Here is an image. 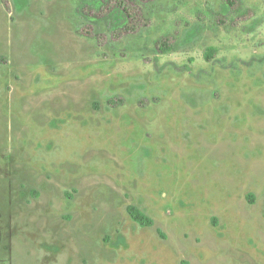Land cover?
Wrapping results in <instances>:
<instances>
[{
	"label": "rangeland",
	"instance_id": "obj_1",
	"mask_svg": "<svg viewBox=\"0 0 264 264\" xmlns=\"http://www.w3.org/2000/svg\"><path fill=\"white\" fill-rule=\"evenodd\" d=\"M81 1L0 0V264H264V0Z\"/></svg>",
	"mask_w": 264,
	"mask_h": 264
},
{
	"label": "trees",
	"instance_id": "obj_2",
	"mask_svg": "<svg viewBox=\"0 0 264 264\" xmlns=\"http://www.w3.org/2000/svg\"><path fill=\"white\" fill-rule=\"evenodd\" d=\"M80 5H82L81 9L84 10L87 3H85V0H82ZM102 5L103 4H100V5H98V7H101ZM109 10H111V9H109ZM109 13H110L109 19L113 23H118V22L124 21V20L127 21L126 16L130 18V14L127 15L126 9L124 8V6H121V5H118L117 7L113 8ZM111 15L114 16L112 19L110 18ZM167 39H168V37H166L165 39L162 38V40L157 43V45H158L157 51L161 52V54L170 53L173 49L170 45H168L166 43ZM217 52H218L217 48L209 47L205 52L206 60L210 62ZM112 102H114V101L111 100V103ZM115 105H117V104L114 103V106ZM68 196H71V194H68ZM249 197H252V196H249ZM128 212L131 215L132 220L134 222H136L137 224H139L141 227H152L154 225V220L152 218H150L149 216H147L142 210H140L136 206H133V205L129 206Z\"/></svg>",
	"mask_w": 264,
	"mask_h": 264
},
{
	"label": "flooded vegetation",
	"instance_id": "obj_3",
	"mask_svg": "<svg viewBox=\"0 0 264 264\" xmlns=\"http://www.w3.org/2000/svg\"><path fill=\"white\" fill-rule=\"evenodd\" d=\"M110 102V101H109ZM112 104V103H111ZM128 214H129V212H128ZM129 216H130V218H131V215L129 214ZM132 219V218H131Z\"/></svg>",
	"mask_w": 264,
	"mask_h": 264
}]
</instances>
